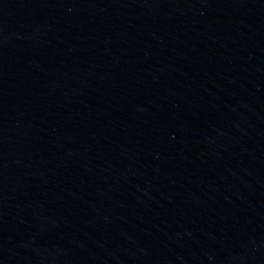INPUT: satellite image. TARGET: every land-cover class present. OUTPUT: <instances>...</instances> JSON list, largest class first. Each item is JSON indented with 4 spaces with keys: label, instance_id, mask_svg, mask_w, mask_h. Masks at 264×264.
<instances>
[{
    "label": "water",
    "instance_id": "water-1",
    "mask_svg": "<svg viewBox=\"0 0 264 264\" xmlns=\"http://www.w3.org/2000/svg\"><path fill=\"white\" fill-rule=\"evenodd\" d=\"M0 264H264V0H0Z\"/></svg>",
    "mask_w": 264,
    "mask_h": 264
}]
</instances>
